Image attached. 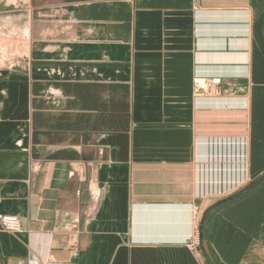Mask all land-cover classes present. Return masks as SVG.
Listing matches in <instances>:
<instances>
[{"label":"crops","instance_id":"crops-1","mask_svg":"<svg viewBox=\"0 0 264 264\" xmlns=\"http://www.w3.org/2000/svg\"><path fill=\"white\" fill-rule=\"evenodd\" d=\"M263 175L264 0H0V264H264Z\"/></svg>","mask_w":264,"mask_h":264},{"label":"built area","instance_id":"built-area-1","mask_svg":"<svg viewBox=\"0 0 264 264\" xmlns=\"http://www.w3.org/2000/svg\"><path fill=\"white\" fill-rule=\"evenodd\" d=\"M217 79H203V78H194L193 80V89L194 92L201 93L204 95H216L218 90H216V85L218 84ZM0 198H1V183H0ZM0 224L2 228L9 233H18L21 231V226L19 219L15 216L9 215H0ZM199 235L200 232L195 230L192 240L188 244V248L192 252L194 258L198 264H208L202 254L201 248H199Z\"/></svg>","mask_w":264,"mask_h":264},{"label":"water","instance_id":"water-1","mask_svg":"<svg viewBox=\"0 0 264 264\" xmlns=\"http://www.w3.org/2000/svg\"><path fill=\"white\" fill-rule=\"evenodd\" d=\"M263 179H264V175L261 176V177H259L255 182H253V183L249 184L248 186H246V188H244L243 191L250 190V189L254 188V187H255L259 182H261V180H263ZM230 198H231V197H230ZM228 199H229V198H228ZM222 202H224V201H221V202L217 203L216 206L219 205V204H221Z\"/></svg>","mask_w":264,"mask_h":264},{"label":"trees","instance_id":"trees-1","mask_svg":"<svg viewBox=\"0 0 264 264\" xmlns=\"http://www.w3.org/2000/svg\"><path fill=\"white\" fill-rule=\"evenodd\" d=\"M211 209V208H210Z\"/></svg>","mask_w":264,"mask_h":264}]
</instances>
